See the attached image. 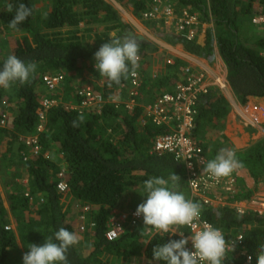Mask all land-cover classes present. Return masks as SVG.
<instances>
[{
    "label": "trees",
    "instance_id": "16d2710c",
    "mask_svg": "<svg viewBox=\"0 0 264 264\" xmlns=\"http://www.w3.org/2000/svg\"><path fill=\"white\" fill-rule=\"evenodd\" d=\"M115 1L147 23L155 34L157 26L143 20V16L161 4L171 5L177 12L192 7L202 21L214 19L218 26L216 34L211 28L204 34L197 28L194 39L187 40L166 30L163 40L203 59L213 56L217 47L227 68L228 83L239 103L244 107L260 106L258 102L264 104V38L248 48L241 42L239 31L245 17L250 16L252 23L255 16H264V0ZM9 3L13 5L12 12L7 11ZM19 3L31 7L33 14L13 30L8 24ZM82 25L99 28H88L80 36ZM131 29L123 22L120 12L105 0H0V67L13 54L37 65L29 83L17 82L9 90L0 88V120L6 118V125L0 126V148L3 159L8 161L5 168L25 170L28 180L13 188L14 193L8 198L9 209L0 192V264H23V255L31 244H44L46 237L53 236L61 227L81 237L79 244L69 248L67 264H133L134 259L141 257L154 264H164L152 259L153 248L171 239H180L178 233L171 232H158L152 238L141 235L143 220L136 227L130 223L123 225L124 233L119 239L107 238L113 211H136L146 200L143 195H146L144 181L147 179H167L175 173L181 177L178 190L190 199L181 164L169 153L160 155L153 151L155 139L171 130L152 125L143 116L141 107L133 112L126 109L132 91L130 77L120 85L109 86V81L99 76L94 67V53L101 45L113 37H134ZM137 41L141 93H146L148 87V93H174L181 81L176 80L182 75L178 69L187 65L167 55L158 57L153 54H158V47ZM155 60L164 65L160 77L148 70ZM46 75H62L64 85L55 95L59 104L41 122V100L50 94L44 82ZM86 84L97 88L103 104L88 109L84 122L73 128L71 122L80 114L72 108L80 102L74 87ZM117 98L120 101L113 103ZM136 99L140 104L144 96L139 94ZM230 110L224 94L214 89L197 105L195 128L190 136L210 160L226 140L217 143L215 138L208 139V135L212 129H222V121ZM41 124L45 131L38 134ZM34 136L39 138V155H33L20 141ZM238 159L256 184L264 182V139L256 141ZM62 182L67 185L65 192L58 189ZM238 186L237 180L232 201L250 202L254 191ZM201 209L203 218L222 230L227 243L231 244L240 235L244 238L241 245H232L222 264H257V246L264 242V217L248 212L237 219L238 214L232 207L201 204ZM83 222L86 226L82 231ZM173 231L191 235L187 227H174ZM187 247L190 249V242ZM248 256L252 257L250 263Z\"/></svg>",
    "mask_w": 264,
    "mask_h": 264
},
{
    "label": "clouds",
    "instance_id": "9594fccd",
    "mask_svg": "<svg viewBox=\"0 0 264 264\" xmlns=\"http://www.w3.org/2000/svg\"><path fill=\"white\" fill-rule=\"evenodd\" d=\"M7 11H13V5H7ZM33 14V9L24 3L15 7L14 18L9 22V28L16 30ZM137 19V18H136ZM142 22V20H139ZM143 23V22H142ZM94 67L99 76L106 78L111 84L120 85L122 80L134 77L139 67V42L135 37H113L101 45L94 53ZM37 70L35 62H25L16 55H9L0 67V88L9 90L13 84H26ZM87 85V84H86ZM93 86V85H92ZM84 114L80 113L71 124L78 128L84 122ZM203 172L216 179L231 176L243 167L232 149L222 148L214 159L204 164ZM180 176L172 173L167 179L152 177L144 181L146 200L137 206L134 213L143 217L144 227L141 235H151L153 229L158 232L179 234L180 239H171L167 243L158 244L153 248L155 261L164 264H222L230 245L227 243L221 229L204 224L195 230V222L201 217V204L186 198L178 190ZM242 218L238 210L237 219ZM193 228L190 236L183 231H173V228ZM242 239V238H241ZM81 237L65 227L59 228L53 236H47L42 245L31 244L29 251L23 255V264H67V252L70 247L79 244ZM191 241L192 249L187 246ZM249 261L252 257H248ZM257 264H264V242L257 246Z\"/></svg>",
    "mask_w": 264,
    "mask_h": 264
},
{
    "label": "built area",
    "instance_id": "2783aa9c",
    "mask_svg": "<svg viewBox=\"0 0 264 264\" xmlns=\"http://www.w3.org/2000/svg\"><path fill=\"white\" fill-rule=\"evenodd\" d=\"M143 20L152 22L157 27L164 25L175 35L187 40L194 39L196 29L201 23L198 14L193 12V9L177 12L171 5L165 4L154 6L152 10L144 14ZM252 23L256 26L264 25V16H255ZM182 71L183 78L176 85L174 93L156 95L153 102L146 108V120L156 127L171 130L155 139L153 151L160 155L169 153L174 156L185 169L192 198L199 199L204 206L232 207L235 208L237 214L239 210L242 215L251 212L264 217V193L255 194L250 202L232 201L237 188V174L233 173L229 177L216 179L203 172L204 164L208 160L200 144L190 136L195 128L198 103L209 94L212 88L223 94L226 93L230 88L227 76L218 74L211 78L207 73L195 72L190 66L183 68ZM44 82L50 94L41 100V111L39 112L41 122L45 121L48 111L59 104V99L57 100L55 95L58 89H62L64 77L62 75H46ZM130 82L133 89L131 95L136 97L142 85L138 72L134 77H130ZM99 85L102 86L103 83L101 82ZM74 90L77 92L80 102L72 108L79 113L85 114L88 109L97 108L103 104L102 95H99L96 88L90 84L83 87L77 85ZM113 103L116 104L117 101L113 100ZM128 108L132 109L133 104L128 105ZM263 114L264 109L259 108L252 117L260 121ZM5 125L6 118L4 117L0 120V126L4 127ZM37 131L38 134L45 131L43 124L37 128ZM20 141L32 150L33 155L40 154L41 147L38 136L22 138ZM58 189L65 192L67 185L62 182ZM26 197L28 198L29 195L27 194ZM134 213L135 211L112 212L109 219L110 230L107 232V238L110 241L119 239L120 235L124 233L123 225L130 223L132 227H136L142 222L143 217H137ZM205 223L213 226L201 215L200 220L195 222V230L201 229ZM187 228L190 233L193 231V228ZM81 230H85L84 224ZM156 233L158 231L153 229L151 235L148 236L152 238ZM243 240V236L240 235L231 244L228 243L230 250L227 253L231 251L233 244L241 245ZM190 249H192V245ZM251 261L247 258V262Z\"/></svg>",
    "mask_w": 264,
    "mask_h": 264
},
{
    "label": "crops",
    "instance_id": "0c3cea01",
    "mask_svg": "<svg viewBox=\"0 0 264 264\" xmlns=\"http://www.w3.org/2000/svg\"><path fill=\"white\" fill-rule=\"evenodd\" d=\"M112 2L114 3L112 4V6L120 12L121 16H123L126 13V9H124L121 5H119L115 0H112ZM258 8H259L258 6L255 7L256 11L258 10ZM186 9H193V12L198 14L200 18V22H201L198 28L201 29L202 34H204V32L208 28H211L215 34L217 33L218 30L216 28L218 26L215 25L214 19L211 20L210 22L202 21L198 11L194 10V8L192 7H187ZM186 9H183V10H186ZM128 13L130 14V16L128 15L129 16L128 22H126L124 19H123V22L126 25H128L129 23V25L132 27L133 30L136 31V34H138L139 37L143 38L144 36H146L147 38H145L146 40L144 41L145 44L158 47L157 53L159 56L160 54L167 55L173 59L182 61L185 63V65H187V67L190 66L191 68H193L195 72L207 73L209 74V76H211V78H213L214 76L218 74L227 76L226 65L223 62L217 47L215 48L214 55L210 56L209 59L198 58L194 55L187 53L181 46H171L167 44L165 40H163V35H164V31L169 30V29L166 28L164 25H162V27L160 28L159 27L157 29L155 28L158 31V33L152 35L151 30L149 29L151 27H149L147 23L146 24L142 23L141 21L136 19L131 12L128 11ZM138 31L140 32V34L138 33ZM239 31H240L241 42L248 48H251L260 39L264 38V25L262 26L252 25V23H250V16L245 17L240 22ZM216 45L217 44L215 42V46ZM183 68H186V66L179 67L178 70L182 72L181 73L182 75L181 76L179 75L176 78V80L177 79L182 80ZM131 89H132V86H131ZM149 89L150 88L148 87L146 89V93L145 92L141 93V88H140L139 94L140 96L142 95L144 96V99L142 100V103L140 104L138 103V100L136 99L139 96V94L136 97H132V95H129V101H127L128 103L126 104V109L133 112L136 107H141L143 110V116L146 118V108H148L150 103L153 102L155 96L158 95L156 94V91H153L152 93L151 92L148 93L147 90ZM171 89L173 90V87ZM212 89L219 91L215 88H212ZM224 96L230 103V106H231L230 113L227 116V118L224 121H222V129H218V128L217 130L212 129L211 133H209L208 135V139L215 138V140H217V143H218L219 141L222 142L223 139L225 138L226 142L223 143L224 147L222 148H228V149L234 150L238 157L241 155V153L248 151L256 141L264 139V114L262 115V120L260 121L259 120L257 121L252 117L254 113L258 111L259 108L264 109V104L262 102L261 103L258 102L260 106H255L251 104V105H248L247 107H244L243 105L239 103L231 87L226 93H224ZM116 101H120V100L117 98ZM131 104H133V108L129 109L128 105H131ZM230 144L232 145V147H230ZM219 151L220 149L217 150L216 153H218ZM206 158L208 161L210 160L208 156ZM1 159H3V156ZM15 170L16 169L14 167H10L9 169L8 168L6 169L5 162L3 161L0 164V192L2 193L3 198L5 195H7L9 198V195H12L14 193L13 188L19 186L21 182L24 184L28 182L27 173L25 170H20V171L18 170L15 171ZM183 171H184L183 177L186 179V182H187V176H186L184 168H183ZM234 173H236L238 176V185L241 187V189L244 188L246 190L254 191V195L257 193H264V182L263 183L260 182L259 184H256L254 179L251 177L249 170L247 168L242 167ZM187 186L189 188L188 182H187ZM255 188L256 190H254ZM189 192H190L191 200H193L194 202H196L197 200L200 201L199 199L192 198L190 188H189ZM115 211H119V210H115ZM142 258H143V264H153V263L147 262L144 257ZM145 261L147 263H145Z\"/></svg>",
    "mask_w": 264,
    "mask_h": 264
},
{
    "label": "rangeland",
    "instance_id": "374dc122",
    "mask_svg": "<svg viewBox=\"0 0 264 264\" xmlns=\"http://www.w3.org/2000/svg\"><path fill=\"white\" fill-rule=\"evenodd\" d=\"M105 1L108 2V3L114 4V3L112 2V0H105ZM128 11H129V10H126V13L122 16V20L124 19L126 22H128V17L130 16V14L128 13ZM128 15H129V16H128ZM138 20H139V19H138ZM128 25H129V23H128ZM88 28L98 29L99 26H98V25H93V26H85V25H82V26H80V28H79V29H80V36H82V35L84 36L85 33H83V32H84V30H86V29H88ZM157 28H158V27H157ZM149 29L151 30L152 35L155 34V33L152 31L151 28H149ZM158 30H159V29H158ZM130 31H132L134 37H135L137 40L145 41V40H146L145 38H147L146 36H144L143 38L139 37V35L136 34V31L133 30V29H131ZM97 32H99V31H97ZM138 33L140 34L139 31H138ZM91 35L94 36L95 33H91ZM153 54L158 55V54H156V53H153ZM158 57H160V56L158 55ZM163 68H164L163 63H161V62L158 61V60H155V62L151 65L150 68H148V70L151 71V74L154 73L155 76L158 75V77H160V76H161V73L163 74V72H162V71H163ZM151 74H150V75H151ZM0 147H1V146H0ZM3 155H4V153H3V151H1V148H0V164L2 163V161L5 162V163H8V161L6 162V160L1 159ZM1 160H2V161H1ZM21 183H22V182H21ZM4 199H5V202H6L5 206L8 207V209H9V208H10V204H9V202H8V200H9V199H8V196L5 195V196H4ZM83 224L86 226V223L83 222ZM145 260H146V259H145ZM146 261H147V260H146ZM146 261H145V263L149 262V261H147V262H146ZM149 263H151V262H149ZM133 264H143V258L141 257V258H136V259H134ZM153 264H154V263H153Z\"/></svg>",
    "mask_w": 264,
    "mask_h": 264
}]
</instances>
